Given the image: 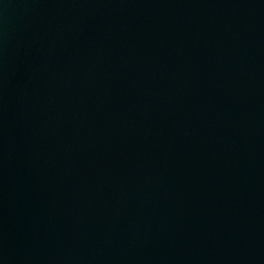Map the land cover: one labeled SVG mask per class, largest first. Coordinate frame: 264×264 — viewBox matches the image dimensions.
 <instances>
[{
    "label": "water",
    "instance_id": "obj_1",
    "mask_svg": "<svg viewBox=\"0 0 264 264\" xmlns=\"http://www.w3.org/2000/svg\"><path fill=\"white\" fill-rule=\"evenodd\" d=\"M0 264H264V0H0Z\"/></svg>",
    "mask_w": 264,
    "mask_h": 264
}]
</instances>
